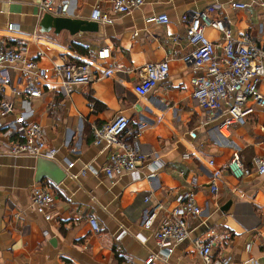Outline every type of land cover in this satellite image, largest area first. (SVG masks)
<instances>
[{"label":"crops","instance_id":"obj_1","mask_svg":"<svg viewBox=\"0 0 264 264\" xmlns=\"http://www.w3.org/2000/svg\"><path fill=\"white\" fill-rule=\"evenodd\" d=\"M110 1L70 0L66 16L92 22L91 11L98 7L109 20L95 21L93 31L55 33L53 28L40 30L38 0H0V39L10 47L25 46L27 56L46 71L41 95L17 101L11 113L0 117V264H144L156 252L154 232L160 221L176 205V194L186 191L194 192L201 212L188 221V238L165 261L151 264H203L191 240L208 227L229 234L215 247V256L224 254L227 264H264V174L234 178L221 169L235 150L245 166L264 152V110L255 106L221 136L216 126L222 115L193 101L191 78L197 72L182 61L191 49L183 17L211 5L220 7L234 36L249 33L256 45H264V0H144L125 13L113 11ZM233 2L244 7L231 8ZM160 13L168 17L164 24L152 20ZM204 33L221 44L215 28L206 26ZM101 48L109 55L99 59ZM65 60L91 62L99 77L64 95L52 68ZM163 60L168 64L165 78L145 94L137 93L141 68ZM104 71L109 74L100 76ZM259 92L264 94V86ZM117 113L129 118L125 140H131L137 122L145 125L138 136L146 155L138 178L128 173L108 178L99 171L114 145L94 144L92 126ZM17 118L41 126L47 143L56 148L54 158L6 152L5 144L19 137L4 131ZM151 161L158 168L148 176ZM85 164L99 173L80 175ZM212 180L215 194L208 187ZM34 185L52 191L49 220L30 205ZM146 195L150 198L144 201ZM157 202L163 209L144 228L143 220ZM89 215L100 227L98 235L86 222Z\"/></svg>","mask_w":264,"mask_h":264},{"label":"built area","instance_id":"obj_2","mask_svg":"<svg viewBox=\"0 0 264 264\" xmlns=\"http://www.w3.org/2000/svg\"><path fill=\"white\" fill-rule=\"evenodd\" d=\"M143 3L144 0H111L110 8L115 12L125 13ZM69 5L70 0H38L39 10L52 16H66ZM230 7L239 9L243 8L244 4L233 2ZM90 18L98 22L109 20L107 14L98 7L92 9ZM152 20L157 24H164L168 17L160 13L153 15ZM183 20L186 21L185 38L191 49L182 56V61L197 72L191 78V97L202 110L211 114L220 112L222 119L216 129L224 136L225 129L242 122L253 113L255 106L264 110V94L259 92V87L264 86V45H256L249 33L234 36L229 22L221 16L218 5L208 6L189 17L184 16ZM206 26L213 27L220 33V45L207 38L204 33ZM8 28L13 29L14 25L10 24ZM108 55L107 48H101L96 53L99 59ZM91 66V62L74 60H65L54 66L53 73L60 78V91L66 95L71 92L74 85L90 84L93 79L99 77L93 74ZM45 72L34 59L27 56L25 46L10 47L0 39V117L11 113L17 101H29L41 95ZM141 72L140 81L134 86V90L139 94H145L165 78L168 72L167 61L147 63L141 68ZM107 74L109 72L104 71L100 76ZM12 124L13 127L7 128L4 135L9 136L15 132L19 138L5 144V150L9 155L54 158L56 148L47 143L37 122L17 118ZM128 126L129 118L122 113L113 115L103 125L92 126L94 144L104 142L106 145H114V149L99 170L108 178L117 177L122 173L138 178L139 169L145 163L146 155L140 150L138 142L139 133L145 125L143 122L136 123L135 130L130 131V141L123 138L124 134L129 133ZM189 135L194 137L195 133L189 132ZM262 144L264 146V139ZM71 166L72 163L68 162L67 167ZM148 167L150 170L148 176H151L158 168V164L151 161ZM221 169L234 178H242L252 172L263 175L264 152L253 155L250 166H245L238 151L235 150ZM99 171L85 164L79 174L82 176L86 173L97 174ZM208 187L211 194L217 192L214 180ZM149 198V195L144 196V201ZM52 200L53 194L49 187L32 186L30 205L45 220L50 219L46 208L51 205ZM175 202L176 205L167 211L154 232L156 252L149 254L144 264H151L156 259L165 261L173 248L188 238V221L196 219L201 212L192 191L176 194ZM162 209L163 206L159 202L151 206L143 220V227L149 228ZM86 222L93 235L100 233L94 216L89 215ZM228 238V233H217L208 227L202 235L193 238L191 243L203 264H227L229 262L227 256L224 254L215 256V247Z\"/></svg>","mask_w":264,"mask_h":264},{"label":"water","instance_id":"obj_3","mask_svg":"<svg viewBox=\"0 0 264 264\" xmlns=\"http://www.w3.org/2000/svg\"><path fill=\"white\" fill-rule=\"evenodd\" d=\"M95 21L89 22L86 20L74 19L69 16H52L48 13H43L39 27L42 32L48 31L51 28L57 33L61 29H67L70 33L77 31H93L96 28Z\"/></svg>","mask_w":264,"mask_h":264}]
</instances>
